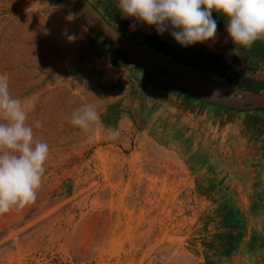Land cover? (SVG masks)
Here are the masks:
<instances>
[{
    "label": "rangeland",
    "instance_id": "obj_1",
    "mask_svg": "<svg viewBox=\"0 0 264 264\" xmlns=\"http://www.w3.org/2000/svg\"><path fill=\"white\" fill-rule=\"evenodd\" d=\"M88 1L128 38L168 50L158 54L167 61L222 84L250 78L264 93V40L234 45L220 25L214 41L193 45L209 67L192 68L178 62L187 55L171 29L158 35L155 26L122 19L115 0ZM101 41L109 45L61 0H0V73L13 98L35 105L27 124L34 141L49 146L35 203L0 215V264H224L223 241L249 232L230 227L227 210L195 194L194 174L221 165L242 188L253 174L244 153L226 131L183 118L175 106L160 111L157 103L140 121L127 97L145 90L142 76L129 71L113 85L87 79L101 73ZM114 88L121 97L108 104ZM85 104L96 106L103 128L85 133L70 123ZM110 128L118 138H107ZM197 161L204 165L194 168Z\"/></svg>",
    "mask_w": 264,
    "mask_h": 264
},
{
    "label": "clouds",
    "instance_id": "obj_2",
    "mask_svg": "<svg viewBox=\"0 0 264 264\" xmlns=\"http://www.w3.org/2000/svg\"><path fill=\"white\" fill-rule=\"evenodd\" d=\"M115 4L122 19L155 26L158 35L171 29L182 47L217 38L213 11L226 18V32L234 45L250 48L264 40V0H115ZM135 28V23L130 25V30ZM8 80L7 73H0V215L35 203L49 156L48 144L34 141L33 128L27 124L35 105L13 98ZM70 123L85 133L104 127L93 104L75 109ZM40 126L37 121L36 127ZM108 133L107 138L114 140L120 130L110 128Z\"/></svg>",
    "mask_w": 264,
    "mask_h": 264
},
{
    "label": "crops",
    "instance_id": "obj_3",
    "mask_svg": "<svg viewBox=\"0 0 264 264\" xmlns=\"http://www.w3.org/2000/svg\"><path fill=\"white\" fill-rule=\"evenodd\" d=\"M97 44L99 58L96 65L102 70L99 69L101 73L94 71L90 76L87 74V79L93 83L98 81L104 85H113L117 82L118 75L124 78V73L129 74V71L136 77L142 76L145 90H139L127 97L128 107L141 118L140 121L147 120L151 116L148 112L163 103L165 106L160 107V111L175 106L181 117L205 122L212 131H226V141L239 145L236 149H241L244 153L242 163L250 167L249 171H253L252 176L243 182V187L237 185L234 177H229L225 167L212 164L202 167L198 172L194 171L195 194L209 201H216L221 210H227L229 216L225 219L230 227L249 232L246 236L240 233L237 237H227L226 241H223L225 245L221 254L224 256H220L222 262L264 264V110L239 112L199 102L179 89L165 86L138 67V71L132 69L130 60L110 44L107 45L103 41ZM198 47L191 45L185 47V50L180 47V50L186 55L199 56L201 49ZM120 94L118 88L109 90L105 95L107 103L119 99ZM247 152L248 154H245ZM235 158L240 159L239 154L235 155ZM194 163V168H197L198 164L204 165L201 161Z\"/></svg>",
    "mask_w": 264,
    "mask_h": 264
},
{
    "label": "water",
    "instance_id": "obj_4",
    "mask_svg": "<svg viewBox=\"0 0 264 264\" xmlns=\"http://www.w3.org/2000/svg\"><path fill=\"white\" fill-rule=\"evenodd\" d=\"M61 2L79 21L132 63L199 102L239 112L264 110V93L215 82L167 61L116 30L88 0Z\"/></svg>",
    "mask_w": 264,
    "mask_h": 264
},
{
    "label": "trees",
    "instance_id": "obj_5",
    "mask_svg": "<svg viewBox=\"0 0 264 264\" xmlns=\"http://www.w3.org/2000/svg\"><path fill=\"white\" fill-rule=\"evenodd\" d=\"M212 15H213V18L217 20L218 27L220 25L226 26L227 20L224 16H222L221 14L215 11H213ZM148 49L153 50L157 54L162 55V56L164 54L165 55L169 54L168 50L163 51L160 47L152 45V42L149 43ZM186 58L187 59H180L178 62L182 63L185 66L192 67V68H208L209 67L208 63L204 59L199 58L198 56H195V55L188 56L187 55ZM140 70H142L143 72H146L142 68H140ZM234 81H236L237 83H235ZM228 83H229L228 85H231V86H237L242 89L258 92V90L254 88V86H252L254 81L250 78L233 77L232 80L228 81Z\"/></svg>",
    "mask_w": 264,
    "mask_h": 264
}]
</instances>
